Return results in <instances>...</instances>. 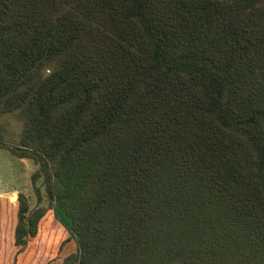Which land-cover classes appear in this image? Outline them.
<instances>
[{"label": "trees", "instance_id": "obj_1", "mask_svg": "<svg viewBox=\"0 0 264 264\" xmlns=\"http://www.w3.org/2000/svg\"><path fill=\"white\" fill-rule=\"evenodd\" d=\"M1 115L0 264H264V0H0Z\"/></svg>", "mask_w": 264, "mask_h": 264}, {"label": "rangeland", "instance_id": "obj_2", "mask_svg": "<svg viewBox=\"0 0 264 264\" xmlns=\"http://www.w3.org/2000/svg\"><path fill=\"white\" fill-rule=\"evenodd\" d=\"M22 128L21 120L12 115L0 116V141L10 146L8 141L17 136ZM36 166L31 159L19 158L12 155L5 147H0V199L7 202L9 210L16 202L19 194H24L31 206L36 205L30 176ZM52 211H47L40 223L38 237L30 242V249H35L47 239L55 244L64 236V229L52 216ZM9 220L11 219L8 218ZM6 228V227H5Z\"/></svg>", "mask_w": 264, "mask_h": 264}]
</instances>
